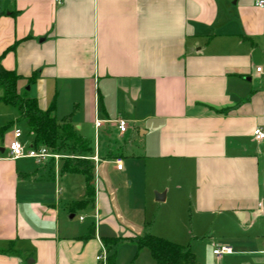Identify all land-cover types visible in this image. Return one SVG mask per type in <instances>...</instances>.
Segmentation results:
<instances>
[{"label": "crops", "instance_id": "crops-1", "mask_svg": "<svg viewBox=\"0 0 264 264\" xmlns=\"http://www.w3.org/2000/svg\"><path fill=\"white\" fill-rule=\"evenodd\" d=\"M254 1L0 0L1 66L40 108L70 117L93 165L87 201L65 155L10 158L20 119L0 100V264H155L134 242L144 234L189 245L194 264H264V140L252 135L264 123V8ZM219 244L233 253L215 256Z\"/></svg>", "mask_w": 264, "mask_h": 264}, {"label": "trees", "instance_id": "trees-1", "mask_svg": "<svg viewBox=\"0 0 264 264\" xmlns=\"http://www.w3.org/2000/svg\"><path fill=\"white\" fill-rule=\"evenodd\" d=\"M21 77L13 70H7L0 64V100L16 107L31 134V146H46L50 151L65 155L62 168L70 172H80L86 181L87 201L92 199L93 165L86 159L91 153L90 143L77 133L70 117L57 119L55 105L51 103L45 109L40 108L37 99L27 96L25 90L18 89ZM117 239L104 240V244H113ZM138 248L146 247L155 264H194L195 254L189 245H181L171 240L144 234L134 238ZM111 257V256H110ZM108 257L106 264H113Z\"/></svg>", "mask_w": 264, "mask_h": 264}, {"label": "built area", "instance_id": "built-area-1", "mask_svg": "<svg viewBox=\"0 0 264 264\" xmlns=\"http://www.w3.org/2000/svg\"><path fill=\"white\" fill-rule=\"evenodd\" d=\"M255 5L261 8H264V0H255ZM255 70L257 72H262V65H256ZM263 121H264V110H263ZM101 120L95 121V126H99L101 124ZM116 127L118 129L119 133H123L126 131L128 127L127 120L122 117H117L114 120ZM21 130L18 128H15L13 130L12 139L8 143V149H9V157L10 158H19V157H31L36 159L37 161H43L47 158H53L54 160H57L61 157L60 154L51 152L46 146L41 145L38 147L33 146H26L21 140ZM252 135L255 140L257 141H263L264 140V123L262 125L256 126L253 131ZM116 168H121V160L118 158L115 160ZM259 205H261L259 203ZM233 253V247L230 244H219L212 248V254H214L217 257H222L224 255H228ZM95 259L101 262H105L106 260V253L104 248H101V251L95 256ZM21 264V263H17Z\"/></svg>", "mask_w": 264, "mask_h": 264}, {"label": "rangeland", "instance_id": "rangeland-1", "mask_svg": "<svg viewBox=\"0 0 264 264\" xmlns=\"http://www.w3.org/2000/svg\"><path fill=\"white\" fill-rule=\"evenodd\" d=\"M0 94H2V88L0 87ZM0 105H2V104H0ZM12 108V114H13V112L15 113V112H17L16 111V109H15V107H13V106H11ZM4 111L2 110V109H0V114H2ZM15 120V119H14ZM18 126L20 127V129L23 131V134H24V138L25 139H28V128H27V126H26V124L22 121V120H20V122L18 123ZM27 145V144H26Z\"/></svg>", "mask_w": 264, "mask_h": 264}, {"label": "water", "instance_id": "water-1", "mask_svg": "<svg viewBox=\"0 0 264 264\" xmlns=\"http://www.w3.org/2000/svg\"><path fill=\"white\" fill-rule=\"evenodd\" d=\"M25 89L26 90L29 89V86L27 85L25 87ZM163 196H164V193H155V199H157V200H161L163 198Z\"/></svg>", "mask_w": 264, "mask_h": 264}]
</instances>
